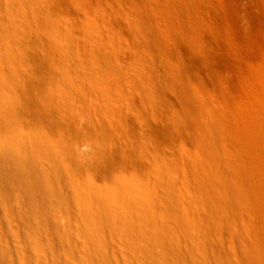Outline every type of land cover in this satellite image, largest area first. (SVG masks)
Instances as JSON below:
<instances>
[{
  "label": "rangeland",
  "instance_id": "rangeland-1",
  "mask_svg": "<svg viewBox=\"0 0 264 264\" xmlns=\"http://www.w3.org/2000/svg\"><path fill=\"white\" fill-rule=\"evenodd\" d=\"M107 4L71 14L53 37L62 67L94 85L97 109L117 107L136 141L145 214L105 193L97 143L39 132L30 162L14 163L32 168L46 209L63 215L40 258L24 262L264 264V0ZM0 257L20 264L8 249Z\"/></svg>",
  "mask_w": 264,
  "mask_h": 264
},
{
  "label": "bare ground",
  "instance_id": "bare-ground-1",
  "mask_svg": "<svg viewBox=\"0 0 264 264\" xmlns=\"http://www.w3.org/2000/svg\"><path fill=\"white\" fill-rule=\"evenodd\" d=\"M5 1L6 10L0 5V248L15 254L20 264H27L25 259L28 262L34 256L36 260L44 253L43 239L48 236L52 216L63 215L46 209V194L35 184L32 168L22 172L14 163L30 162L29 145L41 137L39 132L58 142L63 137L85 135L82 146L97 143L93 149L107 188L103 192L123 212L136 208L139 218L145 214L140 195L142 159L134 152L136 141L123 130L125 121L116 117L117 107L97 109L91 96L94 85L79 72L71 75L62 67L61 50L55 45L53 35L69 23L71 14L91 10L96 0ZM107 3L110 0H105L106 9ZM90 20L99 23L95 13ZM90 29L92 37L102 35L94 32V26ZM74 30L72 26L71 32ZM109 30L106 23L105 31ZM76 145L72 141L78 148ZM44 182L52 184L53 180ZM7 240L13 244L6 249Z\"/></svg>",
  "mask_w": 264,
  "mask_h": 264
}]
</instances>
